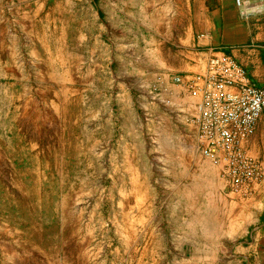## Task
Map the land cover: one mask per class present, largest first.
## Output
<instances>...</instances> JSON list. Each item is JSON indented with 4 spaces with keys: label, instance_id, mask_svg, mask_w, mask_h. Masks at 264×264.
Masks as SVG:
<instances>
[{
    "label": "rangeland",
    "instance_id": "obj_1",
    "mask_svg": "<svg viewBox=\"0 0 264 264\" xmlns=\"http://www.w3.org/2000/svg\"><path fill=\"white\" fill-rule=\"evenodd\" d=\"M192 1L0 0V264H264V150L241 191L203 154Z\"/></svg>",
    "mask_w": 264,
    "mask_h": 264
},
{
    "label": "bare ground",
    "instance_id": "obj_2",
    "mask_svg": "<svg viewBox=\"0 0 264 264\" xmlns=\"http://www.w3.org/2000/svg\"><path fill=\"white\" fill-rule=\"evenodd\" d=\"M235 1L241 13L248 15L243 0ZM174 81L181 84L182 77L177 75ZM196 83L202 91L197 120L203 132V154H222L234 188L247 190L260 166L249 159L244 143L264 112V90L250 83L244 69L229 56L212 57Z\"/></svg>",
    "mask_w": 264,
    "mask_h": 264
},
{
    "label": "crops",
    "instance_id": "obj_3",
    "mask_svg": "<svg viewBox=\"0 0 264 264\" xmlns=\"http://www.w3.org/2000/svg\"><path fill=\"white\" fill-rule=\"evenodd\" d=\"M243 2L249 13L245 16L235 0L192 1L187 38L180 39L183 47L176 54L189 59L187 74L205 73L212 57L229 56L244 69L250 83L264 90V0ZM244 147L263 163L257 155L264 150V112Z\"/></svg>",
    "mask_w": 264,
    "mask_h": 264
}]
</instances>
